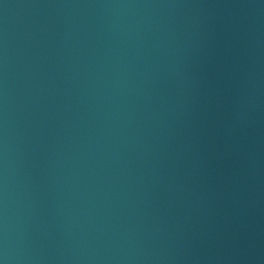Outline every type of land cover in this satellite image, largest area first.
<instances>
[{
	"label": "water",
	"instance_id": "water-1",
	"mask_svg": "<svg viewBox=\"0 0 264 264\" xmlns=\"http://www.w3.org/2000/svg\"><path fill=\"white\" fill-rule=\"evenodd\" d=\"M0 264H264V0H0Z\"/></svg>",
	"mask_w": 264,
	"mask_h": 264
}]
</instances>
